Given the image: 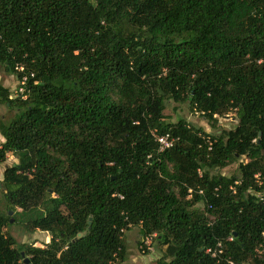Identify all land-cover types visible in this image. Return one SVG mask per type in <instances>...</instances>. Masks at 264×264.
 Returning <instances> with one entry per match:
<instances>
[{
  "label": "trees",
  "instance_id": "trees-1",
  "mask_svg": "<svg viewBox=\"0 0 264 264\" xmlns=\"http://www.w3.org/2000/svg\"><path fill=\"white\" fill-rule=\"evenodd\" d=\"M0 66L28 74L26 97L0 80V264H119L133 226L155 264H264V0H0ZM168 99L237 124L170 122Z\"/></svg>",
  "mask_w": 264,
  "mask_h": 264
},
{
  "label": "rangeland",
  "instance_id": "rangeland-1",
  "mask_svg": "<svg viewBox=\"0 0 264 264\" xmlns=\"http://www.w3.org/2000/svg\"><path fill=\"white\" fill-rule=\"evenodd\" d=\"M0 80L8 86L11 91L17 87L16 74L8 73L3 66H0ZM15 111L9 109L5 104L0 103V121H8ZM166 119L170 122H177L179 119L184 118L190 121L193 125L201 127L207 132L214 130H220L222 128L230 129L234 128L237 124V118L234 111L218 117V124L216 127L210 122L203 114L198 111L193 110L188 102H176L172 99L166 101V108L164 110ZM2 136L0 135V140ZM241 160H245L242 158ZM18 159L14 154H8V159L2 165H0V211H6L4 191L1 185V179L3 178V172L5 165H10L17 162ZM238 162H234L221 170L222 174L231 175L237 171ZM9 216H12L11 226H9L7 231L15 237L18 243L32 244L33 246H44L50 241V234L46 231L40 229L29 230L21 223L15 224V219L17 217L14 211L9 212ZM127 254L123 262L119 264H155L157 259L162 255L164 247L159 245L156 239H153L151 244L144 242L145 249L141 247L139 241H141L142 236L140 235V227L133 226L127 232H125Z\"/></svg>",
  "mask_w": 264,
  "mask_h": 264
},
{
  "label": "built area",
  "instance_id": "built-area-1",
  "mask_svg": "<svg viewBox=\"0 0 264 264\" xmlns=\"http://www.w3.org/2000/svg\"><path fill=\"white\" fill-rule=\"evenodd\" d=\"M18 69L23 70L22 66H18ZM31 75L33 76L34 73H31ZM17 87L11 91V95L10 97H15V96H19L22 95L23 97H26V95L24 94L26 91V85H27V80H28V74H24L22 75L20 78L17 77ZM154 136L159 144V151H164L166 149L171 148L174 143L177 140V137L172 136L169 132L167 133H156L153 132ZM190 195L192 193V189H189ZM199 192H202V189L199 190ZM229 240L232 239V237L228 238ZM144 242L151 244L153 242V236L149 235L144 239ZM206 252L209 253L211 256L213 257H219L222 253H224V243L223 241H218L216 243V245L214 246H210L206 249ZM228 264H236L234 260H232L231 258L227 259Z\"/></svg>",
  "mask_w": 264,
  "mask_h": 264
},
{
  "label": "water",
  "instance_id": "water-1",
  "mask_svg": "<svg viewBox=\"0 0 264 264\" xmlns=\"http://www.w3.org/2000/svg\"><path fill=\"white\" fill-rule=\"evenodd\" d=\"M79 235H80V233H79ZM22 255H24V252H22ZM25 261L28 262L29 261V258L28 257H25Z\"/></svg>",
  "mask_w": 264,
  "mask_h": 264
},
{
  "label": "crops",
  "instance_id": "crops-1",
  "mask_svg": "<svg viewBox=\"0 0 264 264\" xmlns=\"http://www.w3.org/2000/svg\"><path fill=\"white\" fill-rule=\"evenodd\" d=\"M0 135H1V134H0ZM1 136H2V135H1ZM3 140H4V138H3V136H2L0 142L3 141ZM0 165H2V164H0ZM5 166H6V165H5ZM2 179H3V178H2ZM2 179H1V180H2Z\"/></svg>",
  "mask_w": 264,
  "mask_h": 264
}]
</instances>
